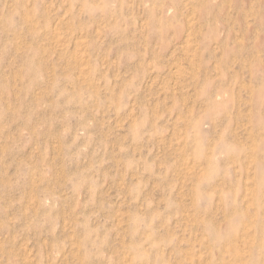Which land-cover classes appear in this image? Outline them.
Masks as SVG:
<instances>
[{"label":"rangeland","instance_id":"obj_1","mask_svg":"<svg viewBox=\"0 0 264 264\" xmlns=\"http://www.w3.org/2000/svg\"><path fill=\"white\" fill-rule=\"evenodd\" d=\"M0 264H264V0H0Z\"/></svg>","mask_w":264,"mask_h":264}]
</instances>
